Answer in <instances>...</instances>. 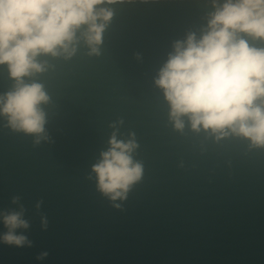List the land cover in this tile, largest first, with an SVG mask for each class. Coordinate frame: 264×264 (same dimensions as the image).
I'll return each mask as SVG.
<instances>
[{
	"label": "water",
	"instance_id": "obj_1",
	"mask_svg": "<svg viewBox=\"0 0 264 264\" xmlns=\"http://www.w3.org/2000/svg\"><path fill=\"white\" fill-rule=\"evenodd\" d=\"M227 2L105 0L99 44L82 25L71 55L36 56L42 70L22 81L47 96L43 131L0 112V264H264V144L193 128L189 115L177 128L156 83L177 45L201 40ZM238 36L264 49V38ZM18 86L0 64V100ZM257 105L264 111V97ZM113 137L135 145L128 155L141 167L116 199L94 171ZM13 212L27 223L13 231L21 245L4 240Z\"/></svg>",
	"mask_w": 264,
	"mask_h": 264
},
{
	"label": "clouds",
	"instance_id": "obj_2",
	"mask_svg": "<svg viewBox=\"0 0 264 264\" xmlns=\"http://www.w3.org/2000/svg\"><path fill=\"white\" fill-rule=\"evenodd\" d=\"M103 3L105 0H0V64L8 65L19 85L6 100H0V112L9 116L13 126L29 133L43 131L38 106L47 96L41 85L24 84L22 77L30 70H42L35 62L39 53L55 56L63 50L71 55L69 44L82 25H87V42L99 44L112 16L111 10L97 8ZM209 27L201 40L189 36L186 47L177 45L156 81L171 104L176 127L182 128L181 117L189 115L193 128L202 125L217 131L230 127L264 144V111L253 106L257 98L264 97V49L249 47L238 36L242 32L264 38V0H228L213 14ZM112 145L94 171L101 190L116 199L139 179L141 167L128 155L133 143L117 142L113 137ZM3 222L9 229L4 240L23 244L25 237L13 234L16 228L27 227L21 214H6Z\"/></svg>",
	"mask_w": 264,
	"mask_h": 264
}]
</instances>
